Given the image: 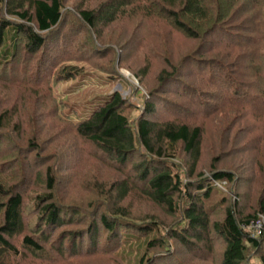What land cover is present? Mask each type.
I'll return each mask as SVG.
<instances>
[{
    "label": "trees",
    "instance_id": "obj_1",
    "mask_svg": "<svg viewBox=\"0 0 264 264\" xmlns=\"http://www.w3.org/2000/svg\"><path fill=\"white\" fill-rule=\"evenodd\" d=\"M71 1L0 0V53L8 28L12 33V55L8 60L7 55L3 60L0 57V82L11 80L12 87L20 90L18 100L28 91L44 105H53L58 120L67 123L77 139L95 150L96 156L89 158L128 173L124 181L113 183L109 190L106 183L96 190L90 182L91 189H87L94 200H88L87 208L80 209L60 205L57 186L69 181L61 190L69 195L68 187L76 180L59 178L49 158L37 156L41 154L38 139L28 141L31 163L37 164L33 167L25 157L26 164L20 165L24 166L21 181L13 177L18 169L0 160V264H29L30 259L57 263L67 256L81 257L86 249V253L97 255L101 236L106 237L103 250L111 255L129 244L145 246L138 264H162V257L169 263L175 256L180 259L176 249L171 253L173 246L199 262L200 255L195 252L212 254L213 237H217L223 245L220 264H244L248 249L258 250L264 244V234L254 239L242 229V224L249 225L256 216L242 217L231 207L235 206L230 194L236 182L234 174L215 169L209 176L199 174L195 182H186L185 173L175 163L181 146L190 157L188 176L194 175L202 152L201 126L188 123L187 108L174 110L168 121L155 122L151 116L157 107L151 99L140 108V116L131 120L123 112L127 103L119 93L103 98L97 105L86 103L81 114L73 107L72 112L67 111L71 105L65 104L57 91L88 75L79 68L80 61L72 60L87 58L86 62L89 55L73 57L71 50L64 48L61 28L65 15L75 17L86 33L102 41L104 30L126 16L157 17L167 22L171 31L202 43L195 53L181 60V64L194 65L196 78L205 86L204 91L194 95L199 101L193 99V109L201 103L204 111L199 115L205 119L222 115V121H226L232 115L237 119L235 126L239 121L249 125L253 120L264 143V0H105L93 9L86 6L88 0H79L73 13L65 11ZM94 47L92 42L90 48ZM95 49L91 51L94 56L102 53L98 47ZM168 64L170 70L164 69L159 75L163 90L179 86V68L170 61ZM179 91L176 95L182 97ZM4 101L6 98L0 100V129L15 128L17 115L23 113L18 109L22 101L12 105L11 110L2 107ZM9 147H1L0 143V158L13 152ZM77 157L81 164L82 157ZM34 168L39 170L34 172ZM34 179L39 188L44 185L45 192H39L27 205L29 187L21 188V183L29 184L27 181ZM135 193L164 208L175 222L166 225L156 219H132L122 203ZM262 193L256 208L264 215V189ZM97 194L104 198L103 203L95 201ZM224 205L221 220L211 221L217 208ZM90 211L95 219L87 231L86 226L81 227ZM59 232L62 234L56 239ZM261 261L264 264V256Z\"/></svg>",
    "mask_w": 264,
    "mask_h": 264
},
{
    "label": "rangeland",
    "instance_id": "obj_2",
    "mask_svg": "<svg viewBox=\"0 0 264 264\" xmlns=\"http://www.w3.org/2000/svg\"><path fill=\"white\" fill-rule=\"evenodd\" d=\"M78 1L73 0L67 3L65 11L73 13L74 10H77L75 7ZM103 2L105 0H88L86 6L93 9ZM65 17V25L61 28L64 48L70 49L73 57L76 55L83 56V53H85V57L89 55L86 62L87 58L72 60L80 61L79 68L83 69L84 73H88V75L78 77L57 91L60 99H65V104L71 105L67 111L72 112L71 107H73L72 109H76L77 113L81 114L86 103L91 102V104L97 105L103 101V98L107 100L113 93H119L125 100L127 108L123 112L131 120L132 118L135 120L137 119L136 116H140V108L146 102V99H151V102L156 104L157 108L151 116L155 122L168 121L174 115V110L187 108L189 112L188 123L200 125L203 137L200 161L195 167V173L192 177L188 176L191 164L190 157L184 153L181 146L175 154V163L185 173L184 180L195 182L199 179V174L209 176L215 169L233 173L236 182L232 188L233 193L230 194L235 206L228 205L235 208L237 214L241 212L242 217L256 216V219L250 222L251 225L249 223L251 226L250 231L246 230L243 224L242 229L252 238L260 239L264 234V215L257 212L258 208L256 207L259 205L264 189L263 135H261L260 129L253 120L249 125L254 128L249 127L247 122L244 121H239L235 126L233 123L236 124L237 119H232V115L226 121H222V115L205 119L199 115L204 111V106L201 103H198L193 109V99L199 101L194 95L198 94L199 91H204L205 86L196 78L197 69L194 68V65L192 63L181 64V60L195 53L202 43L185 38L181 32L171 31V26H168L167 22L163 20H158L157 17L149 19L135 15L121 18L104 30L102 41L96 39L92 34L86 33L85 27L79 24V20L77 22L75 17H72V19L68 15H65ZM70 20L71 25L69 24ZM92 42L95 44L93 50L90 48ZM209 44L205 45L208 46ZM96 47L102 53L94 56L93 52H95ZM0 55L2 60L5 59V55H7L6 60L10 59L12 55V33L10 28L6 32L4 48ZM169 61L179 68V72H177L180 76L178 79L179 86L175 88L173 85V87L163 90L159 87V75L164 69L169 68ZM0 72L2 73V70ZM18 80L23 82L19 76ZM10 81L7 82L9 85L0 82V100L5 98L7 100V102L4 101L2 107L11 110L12 105L22 101L18 104V109L23 110V113L17 115L13 125L15 128L0 129L1 147L10 146L9 148L13 150L11 154H4L0 160H6L11 167L18 169L13 173V177L19 178L20 181L23 178L24 166L20 165L24 164L25 157L26 160L28 158L30 165L36 166V161L34 164L31 163L30 144H28V141L33 138L38 139L40 143L41 154L37 156H47L50 160L49 164L55 167L59 178L74 177L73 179L76 180L68 187L66 193L69 195L61 193V190L64 191L69 181H63L62 184L57 186L60 192L57 194V198L61 201L60 205L63 207L87 208L85 202L94 200L87 189V187L90 188V182L96 190L100 184L106 183V190H109L113 183L125 180L128 173L126 170L117 168L115 165H110L112 168L101 166L94 161L95 159L89 158V156H96L93 155L95 150L89 144L77 139L67 123L58 120L53 105H44L36 96L29 95L28 91L22 95V100H18L20 90L14 89L16 87H12ZM178 90H180L182 97L176 95ZM153 92L157 93L152 96L151 93ZM183 115L185 114L183 113ZM63 116L65 117V115ZM6 137L11 140L9 141L10 145L6 143V139H2ZM60 156L63 161H60ZM77 156L82 157L81 164L79 162L80 157ZM38 170V168L33 169L34 172ZM74 172L77 176H74ZM87 175L88 177H86ZM84 177L88 178L87 183H85ZM27 182L29 184L22 182L21 188L27 187L28 189L29 187V193L25 194L26 204L29 205L32 198L37 194H41L39 192H45V187L41 185L42 187L39 188L35 183V179ZM220 189L225 190L224 187ZM96 198L97 203H103V197L100 198V195L97 194ZM122 204L128 207L132 219L138 218L144 221L156 219L166 225L175 222L172 214L146 198H139L138 193L129 196ZM226 206L218 207L217 212L212 215L211 221L221 220ZM88 215L83 217L85 218V224L81 227L82 229L86 226L85 230L87 231L92 227V222L95 219L92 211ZM258 220L260 221L256 226ZM253 222H255L254 225H252ZM61 234L62 232L57 233L55 235L57 236L56 239ZM105 239V236H101L97 255L90 254V252L86 253V249L80 253L81 257L69 259L70 257L67 256L63 261L57 263H51L46 259L45 261L30 259L29 264H138L145 252L143 249L145 246L142 244L133 247H129V244L111 255L103 250L106 244ZM213 240L212 254H198V252H195L196 255H200L197 258L199 262L187 258L185 252H180L178 247L173 246L171 253L173 254L176 249L177 253L181 255L180 259H183V256L185 257L184 261L176 259L175 256L174 261L169 263L167 258L162 257V264H220L221 258L219 255L223 250V245L217 237H213ZM263 256L264 244L258 250L249 248L247 262L244 264H263L261 261Z\"/></svg>",
    "mask_w": 264,
    "mask_h": 264
},
{
    "label": "built area",
    "instance_id": "obj_3",
    "mask_svg": "<svg viewBox=\"0 0 264 264\" xmlns=\"http://www.w3.org/2000/svg\"><path fill=\"white\" fill-rule=\"evenodd\" d=\"M259 221H260V220H258V221L256 222V226L258 225ZM254 223H255V222H253L252 225H254ZM250 225H251V223H250ZM250 225H246L244 228H245L246 230H249V228L251 227ZM244 231H245V230H244ZM249 231H250V230H249ZM261 234H262V232H261Z\"/></svg>",
    "mask_w": 264,
    "mask_h": 264
}]
</instances>
